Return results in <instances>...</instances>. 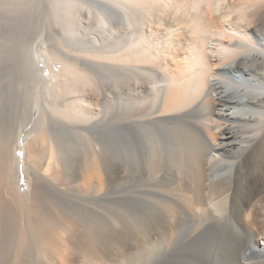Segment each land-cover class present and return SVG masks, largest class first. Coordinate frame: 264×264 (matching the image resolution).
<instances>
[{"label":"bare ground","instance_id":"obj_1","mask_svg":"<svg viewBox=\"0 0 264 264\" xmlns=\"http://www.w3.org/2000/svg\"><path fill=\"white\" fill-rule=\"evenodd\" d=\"M168 2L0 0V108L21 124L12 154L0 125V264H264V0H184L195 36ZM210 227L229 247L201 258Z\"/></svg>","mask_w":264,"mask_h":264},{"label":"rangeland","instance_id":"obj_2","mask_svg":"<svg viewBox=\"0 0 264 264\" xmlns=\"http://www.w3.org/2000/svg\"><path fill=\"white\" fill-rule=\"evenodd\" d=\"M263 37V36H262ZM264 42V38L262 40ZM251 59V56L249 57ZM234 66V64H233ZM229 74L231 75V77H234L242 82H244L246 80V78L248 77L246 74L244 73H236L234 71V69L232 68H229ZM239 76V77H236V76ZM251 83H249L250 85ZM226 93H228V95L232 98H234V100L237 101V99L239 100V102H243L244 100L242 98H240V92L231 88L229 89ZM13 112V113H12ZM8 113V120L10 121L9 124L11 123L12 121V124H10V126L8 127V132H9V137H8V149L10 151V154H12V148L13 145H14V140H15V131H17L18 127L21 126V124L16 120L15 117H17V113H15L14 111H7ZM5 114H6V111H5ZM6 117L4 118V110L2 108H0V125L5 127L6 128ZM7 124V125H9ZM14 124V125H13ZM16 124V125H15ZM19 126H18V125ZM48 127H49V130L50 132L53 134V136L55 137V146H54V152L55 154H57L59 152V144L61 143V145H63L64 143V140L67 139L68 137V133L66 132V134L61 131L62 128L54 123L53 120H51L50 122H48ZM27 127L28 129L31 128V123L30 124H27ZM12 131V132H11ZM27 133V130L23 133L22 137H21V141L23 143V146L24 144L26 143V140L30 141L36 134L32 133L30 134V136L27 137L26 135ZM102 133L108 137L111 142L113 143V146L115 147V149H117L119 152L120 150L122 152H124L122 155L124 158L126 159H129L131 160V166L134 164L137 166L138 164L136 163L137 162V151L139 150V146H138V142L131 136L129 135V131L128 129L126 128H123V127H116V128H111L110 130H103ZM11 134V135H10ZM15 134V135H14ZM64 136V137H63ZM12 137V138H11ZM27 141V142H28ZM57 141V142H56ZM11 148V150H10ZM63 150L65 151V154H66V158L68 159L69 158V155H70V152L68 150V146H66V143H65V146L63 148ZM247 152L246 151L244 153V157L247 155ZM69 154V155H68ZM247 158V157H246ZM245 158V159H246ZM11 161V160H10ZM68 163H69V160H68ZM128 163V162H127ZM24 166L21 167V170L20 168H18V170H20L18 172H16V176H17V185H18V188L23 192V189L25 187L26 189V185L24 184V179H25V174H24ZM23 169V170H22ZM62 168L59 167L57 169L58 172H61L62 173ZM248 169H242L243 173L247 171ZM69 171V170H68ZM248 174H250L252 176V173L248 171ZM66 174H62V176L64 177ZM136 181V180H134ZM61 182L60 181H57L56 180V185H61L60 184ZM24 189V190H25ZM127 203H118V205L120 206H123V205H126ZM190 223L189 222H186V226L189 227ZM211 229L208 231L206 230L205 233H203L200 237H198V239L196 241H194L193 243H191L190 245V252L191 253H194V254H198L199 257L201 258H206L209 254H210V250L213 248V247H221V249H227L229 247V239L227 236L223 235V233H219L218 229L217 228H214V227H210ZM193 250V251H192ZM252 254V250L249 249V252L247 255H245L246 258L250 257V255ZM262 252L261 253H257L255 256H253V263L254 264H260L259 262H257L259 259H262ZM224 259V258H223ZM226 261H228L227 258H225Z\"/></svg>","mask_w":264,"mask_h":264},{"label":"clouds","instance_id":"obj_3","mask_svg":"<svg viewBox=\"0 0 264 264\" xmlns=\"http://www.w3.org/2000/svg\"><path fill=\"white\" fill-rule=\"evenodd\" d=\"M185 6L186 5L184 3V0H169L168 3L162 4L161 8L166 16L167 22L172 23L174 27H181L184 30L188 31L190 35L195 36L204 30L207 22L205 21L200 24H197L196 22H189L183 24L178 23L179 18L182 17L184 13ZM193 10H195L194 6ZM221 24L223 26L230 25L223 21H221Z\"/></svg>","mask_w":264,"mask_h":264}]
</instances>
